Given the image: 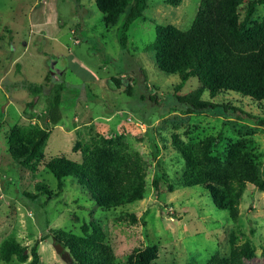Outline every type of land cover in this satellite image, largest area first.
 Returning <instances> with one entry per match:
<instances>
[{
	"label": "rangeland",
	"instance_id": "1",
	"mask_svg": "<svg viewBox=\"0 0 264 264\" xmlns=\"http://www.w3.org/2000/svg\"><path fill=\"white\" fill-rule=\"evenodd\" d=\"M199 1L182 0L171 6L164 0H147L143 16L131 23L122 47L119 26L128 8L115 25H105L94 0H0V244L14 237L29 252L41 239L39 264H68L53 246V230L81 234V225L94 221L103 227L119 264H126L134 247L149 245L158 247L153 264H206L211 256H228L232 246L246 241L254 254L240 264H264V192L247 183L239 199L238 218L232 219L228 208H215L201 186L183 183L184 161L172 144L173 137L192 143L219 134L211 154L223 157L230 142H246L262 154L258 160L264 177V124L259 121L264 117V101L260 106L222 92L212 101L238 106L243 113L191 111L175 97L200 86L191 66L167 74L155 65L151 48L155 26L187 29ZM243 12L240 7L241 17ZM42 16L48 17L44 24L38 22ZM252 18H264V3L256 5ZM16 62L21 64L20 73ZM181 75L187 76L186 81L175 92ZM112 78L121 80L119 88ZM24 79L45 86L32 107L28 103L33 98L24 89L12 87ZM55 81L64 83L61 119L50 126L43 158L31 171L10 157L7 135L14 125L42 126L40 116ZM201 99L210 98L203 93ZM98 135L124 137L145 160L146 191L141 199L103 209L73 177L63 178V189L57 192V180L45 162L58 155L79 161L76 143ZM157 173L155 188L152 180ZM36 182L56 195L47 199L37 192ZM0 264L19 262L12 256Z\"/></svg>",
	"mask_w": 264,
	"mask_h": 264
},
{
	"label": "trees",
	"instance_id": "2",
	"mask_svg": "<svg viewBox=\"0 0 264 264\" xmlns=\"http://www.w3.org/2000/svg\"><path fill=\"white\" fill-rule=\"evenodd\" d=\"M164 1L178 6L182 0ZM94 3L105 25H115L128 8L119 26V42L125 47L129 26L143 16L147 0H94ZM258 3H264V0H200L187 29L172 24L155 26L151 48L156 67L172 74L190 65L200 83L194 91L176 95L179 103L191 111L243 113L238 106L212 101L219 93L230 92L261 106L264 101V18H252ZM240 7H244L242 17ZM15 69L17 73L21 72L19 62L15 63ZM50 73L55 72L50 70ZM186 78V75H181L175 92L183 87ZM112 82L116 88L120 87L119 78H112ZM13 83L12 87L24 89L33 98L28 107L34 105L45 87L42 83L26 79ZM63 88L62 81H55L49 88L48 105L40 116L42 126L14 125L9 129L7 148L10 157L31 171L43 158L50 126L61 119ZM125 91L130 94L128 84ZM203 93L210 99H201ZM259 121L264 124V117ZM219 139L220 135L217 134L186 143L173 137L172 144L184 161L183 183L188 187L201 186L215 208H228L230 217L235 220L238 218L239 199L247 183L264 192V177L258 160L262 154L254 152L246 142L237 140L229 143L223 157L215 156L211 154V149ZM74 149L80 150L79 161L58 155L45 162L57 180V192L63 189V178L73 177L103 209H115L142 198L146 191V163L138 151L130 149L124 137L98 135L89 142H77ZM159 178V173L153 177L152 185L155 188H158ZM35 187L37 192L47 195V199L56 195L41 182H36ZM24 194L31 199L36 197L26 192ZM51 239L68 252L71 257L68 264H119L98 222H84L81 234L53 230ZM40 240H36L28 252L27 246L21 245L14 237H8L0 244V260L9 262L15 256L19 264H39L37 246ZM253 254L254 249L246 241L232 246L228 256H211L206 264H240L242 258H251ZM157 257L156 245L134 247L125 263L153 264Z\"/></svg>",
	"mask_w": 264,
	"mask_h": 264
},
{
	"label": "water",
	"instance_id": "3",
	"mask_svg": "<svg viewBox=\"0 0 264 264\" xmlns=\"http://www.w3.org/2000/svg\"><path fill=\"white\" fill-rule=\"evenodd\" d=\"M53 246L56 252L60 253L62 259L67 260L68 262L71 261V257L68 252L63 250L62 246L59 243H54Z\"/></svg>",
	"mask_w": 264,
	"mask_h": 264
},
{
	"label": "crops",
	"instance_id": "4",
	"mask_svg": "<svg viewBox=\"0 0 264 264\" xmlns=\"http://www.w3.org/2000/svg\"><path fill=\"white\" fill-rule=\"evenodd\" d=\"M44 1L45 0H43V3H44ZM79 3H80V1L79 2H77V3H75V6H79ZM54 13V12H53ZM55 17H56V19H55ZM48 17L47 16H42L40 19H38V22H40V23H43L44 24V22L46 21V20H48L47 19ZM54 20L57 22L58 21V17L56 16V14H54ZM38 22H36L37 24H38ZM42 24V25H43ZM49 25V24H48ZM45 26V25H44ZM64 26L65 25H62V26H60V28H61V30L64 28Z\"/></svg>",
	"mask_w": 264,
	"mask_h": 264
}]
</instances>
